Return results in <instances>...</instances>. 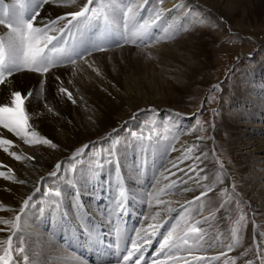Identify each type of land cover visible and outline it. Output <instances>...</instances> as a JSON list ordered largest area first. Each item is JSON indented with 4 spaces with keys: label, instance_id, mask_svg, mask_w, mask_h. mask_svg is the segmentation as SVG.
I'll return each mask as SVG.
<instances>
[{
    "label": "bare ground",
    "instance_id": "1",
    "mask_svg": "<svg viewBox=\"0 0 264 264\" xmlns=\"http://www.w3.org/2000/svg\"><path fill=\"white\" fill-rule=\"evenodd\" d=\"M176 1L162 0L163 7L172 9ZM12 2L13 0H4V3L7 4ZM125 2L128 3V0ZM142 2L143 0H140V3ZM157 2L158 0H151L148 6L151 7ZM167 2L170 3L167 4ZM195 2L202 5L203 9L206 7L209 11L206 13L218 12L222 14L225 21H233L243 10L248 15L264 11V0H180L179 6L168 14L177 15L172 17V20L178 21L179 17H184L186 14L181 9H187ZM61 11L62 9L49 7L43 15L45 17L55 16ZM145 14L147 13L145 12ZM186 18L188 22L192 21L190 17L188 19V15ZM191 26L190 29L195 30V27ZM172 30V23L167 25L164 23L163 27L158 30L161 36L160 42L150 46L154 47L153 50L156 51V58L153 60L143 58L142 52H137L139 48H130L128 45H124L122 50L112 48L102 54H96V62L103 70L101 76H97L86 65L83 66L84 71L75 78L71 77L70 70L65 72L63 80L68 91L72 93L75 103L68 101L66 96L61 98L55 89L49 86L48 101L59 115H49L41 126L44 133L54 142H58L59 148L53 150L45 146H28L22 143L17 146L14 144L12 150L18 154H34L36 159L16 161L0 150V165H4V167H0V171L7 173V167H11L14 169V174L27 179L28 183L32 177L37 178L39 175L46 178L43 181L44 184L57 183L47 177V173L51 171V165L55 164L57 160L62 161L65 168L68 169V174L71 175L68 157L74 147L85 143L86 137H94L101 131L111 129V134H113L116 123H121L125 117L123 114H127L128 105L133 106L134 109L164 106L159 100L144 99L139 104L134 102L138 100H132V92L137 93L140 90L139 80L144 82L148 94L155 88L163 90L166 103L182 102L195 83L202 82L204 87L210 83L211 78L204 75V71H202L210 63L206 42L199 39L193 41L194 39L190 37H187L188 39L182 37L183 39H175L171 42L165 40L163 38L165 31L172 32ZM256 41L260 43L258 39ZM202 57L203 59H201ZM175 62L184 67L181 74H176V76H183L186 79L183 84L173 82L175 74L171 70L169 72L156 68V65L171 66ZM263 67L264 63H259L253 70L244 73L235 80L236 85L230 92L235 93V97L233 94H229L228 104L232 106L238 102L248 106L249 110L242 108V111L238 109L233 113L225 109L219 129L210 131L209 141H198L196 134H188L184 138H179V128L176 126L178 123L181 126L182 123L177 119L169 127V132L163 133L164 137L158 133L160 140L149 151L146 160L143 153L138 155V150L132 147L122 148L120 151L121 167L118 168L115 155L111 158V162L106 158V150L110 147L111 141L104 143L103 151H98L102 157H105L103 166L97 167L95 178L91 183L81 181L80 200L74 201L72 191L65 187L61 206L58 211H54L45 202L43 191L35 192V199L29 206L31 210L28 217L22 218L20 221L23 225L21 234L30 258L38 259L40 264H67V261L82 255L88 264H114L115 259H122V255L126 254L123 249L125 244L131 245V240H120V251L118 252L115 245L117 244L116 234L118 231L112 227V224L115 223V226H119L120 232L132 236L135 235L137 227L149 228V225L160 221L162 223L161 231L153 241V245L148 248L150 252L145 260V264H150L154 258L152 253L159 246V240L163 238L161 233L166 232L170 227V224L166 223L167 220L174 219L179 215L184 202L191 201L192 195L200 191L196 184L188 179L193 175L188 172V166L192 165V160H184L177 168L172 167V164L177 162V158H182L185 147H191L193 144L199 146L198 149L193 150L194 155H200L201 151L207 153V156L201 157L197 163L209 174H214L219 170V165L216 164V153L218 152L220 156L228 150L231 162L224 164L220 161L224 165V187L229 190L232 197H236L231 192V188L235 185V192L239 193V200L244 201L243 207L247 208L246 211L249 213L244 226V246L254 244L252 239L254 235L257 241L263 242L264 237H261V233H264V84L256 80L260 71L264 70ZM164 74L169 78L164 79ZM198 76H201L199 81H197ZM70 79H74V82L68 83ZM252 80L257 82H253L252 85ZM242 116L243 120L239 121L238 117ZM252 121L257 123H252ZM144 135L146 137L156 136L155 133L147 134L145 132ZM5 138H10L14 142L16 140L10 133ZM113 138H115V134H113ZM213 138L217 139L216 145L211 141ZM255 142L258 143V147H256L258 149L254 150L256 152L248 149L249 145ZM244 146L247 151L242 155L240 150ZM133 161L139 164V171L133 170ZM79 164H77L78 167ZM63 171L64 169L61 170V174ZM173 180L176 181V184L169 188L168 185ZM39 182L40 179L34 185L40 186ZM121 182L124 188L123 195L120 193ZM9 188L11 191L8 190ZM32 189L33 187L21 186L1 177L0 203L18 208L22 194ZM147 194L148 197L145 196ZM150 195L155 197L151 199V214H149ZM223 197L226 199L213 198L211 203L206 202L202 209H196L192 213L196 220H200L202 216L208 217V224L201 226L208 229L214 237L222 238L229 234L237 220L232 209L233 202L227 199L228 195ZM159 201L164 203L160 204ZM222 201L227 203V209L220 208ZM78 203L86 206V208H81V212L87 211L95 226L99 225L104 229L106 241H111V247L106 243L107 250L104 247L102 250L78 249L77 253L73 254L65 246V241L69 239V236L68 232L60 226L62 223L60 214L73 213L75 211L74 204ZM120 203L125 205L123 212L119 209ZM40 207L44 208L43 212L40 211ZM168 208H173L175 211L168 213L166 211ZM209 213H212L213 216L209 217ZM0 215L10 217L14 213L0 210ZM7 234L0 232V239L6 238ZM54 245L57 248L54 249ZM59 249H63V251ZM252 253L248 258L259 264V261L255 259V246H253ZM215 254V250L208 253V255ZM234 254L228 253L227 256L231 257ZM158 258L164 259L162 256ZM20 261L23 264L22 257ZM180 264H183V261Z\"/></svg>",
    "mask_w": 264,
    "mask_h": 264
},
{
    "label": "snow or ice",
    "instance_id": "2",
    "mask_svg": "<svg viewBox=\"0 0 264 264\" xmlns=\"http://www.w3.org/2000/svg\"><path fill=\"white\" fill-rule=\"evenodd\" d=\"M151 0H143L142 3H126L125 0H13L11 4L0 0V150L16 161L35 160V155L18 154L12 150L15 145L45 146L56 150L58 142H54L46 133L41 130L42 124L49 115H59L56 109L48 101L49 86L55 89L61 98L75 103L73 95L68 91L63 80V74L69 72L72 78L84 71L86 65L97 76L102 75V68L96 62V54L104 53L112 48L123 49L124 45H135L143 52L148 59H155L150 45L158 44L161 36L159 29L163 27L165 13L176 9L163 7L162 0L150 4ZM51 8H59L62 11L55 16L45 17L43 13ZM182 7V6H181ZM145 12L147 14H145ZM223 20V17H221ZM195 27V24L191 26ZM185 32L189 29H185ZM177 33L165 31L163 38L176 39ZM70 79L68 83H73ZM219 88V85H213ZM211 100L213 97L205 98ZM203 103L201 104V109ZM215 114L216 110H212ZM142 113H153L159 115V109L149 106L147 109H137L130 120H137ZM173 115L178 113L173 112ZM129 121H124L121 129H113V134L104 138L103 143L111 141L107 151V159L117 157L116 165L121 167L120 151L132 147L138 150V155L143 153L145 160L149 151L160 140L158 135L145 136L141 131L139 134L133 129H127L130 133L123 139L119 137V131H123ZM200 121L197 119V126ZM155 127V124H154ZM214 127V125H213ZM204 131L203 126L198 129ZM10 133L16 138L15 142L5 138ZM205 137L197 136L199 141ZM94 141H88L74 147L68 157L71 166V175L65 168L62 161L57 160L51 165V171L47 177L57 181L54 184H44L46 179L40 177L39 185H33V189L22 194L18 208L0 203V210L11 211L14 215L4 217L0 215V232L8 233L6 238L0 239V264H40L36 258H30L25 247L22 236V218H27L30 212V205L35 199V192L43 191L44 200L48 207L58 211L61 206V198L65 195V187H68L73 194V200H80L79 191L81 181L91 183L95 178L97 167L103 166V160L99 152H89L90 146L95 148ZM197 144L185 148L182 158L172 164L177 168L184 160L191 159L192 165L188 166V172L193 173L188 179L200 189L199 195L194 196L191 201H185L181 206L179 215L174 219H168L170 227L166 232L161 233L163 238L159 240V246L152 253L153 259L150 264H254L252 255L255 246V259L259 264H264V254L261 253V242L256 236L252 237L254 244L244 246V226L247 221L245 215H239L234 226L225 237L213 236L208 229L201 225L208 224V217H201L196 220L192 214L196 209H202L204 204L211 203L218 194L222 198L228 195L229 190L224 187V165L219 159L216 164L219 170L214 174L207 173L205 168L200 167L197 161L206 157L207 153L200 152L194 155L193 150L198 149ZM174 150V149H173ZM214 154V151H213ZM87 157V159H85ZM75 161H80L79 167ZM87 165V167H85ZM4 167V165H0ZM134 171H139V164L132 162ZM64 169L63 174L61 170ZM0 177L21 186L28 184L27 179L20 178L14 174V169L7 167V173L0 171ZM173 180L168 185L174 187ZM11 191V189H8ZM123 183L120 185V193L123 195ZM163 191V190H161ZM187 191V189H185ZM231 192L237 197L235 185ZM158 195V194H157ZM149 197V209L151 214V199ZM163 204V201H159ZM39 207V206H38ZM85 207L82 203L74 204L73 213H61V228L68 232L69 239L65 246L76 254L78 249L102 250L107 243L111 247V241H106L103 229L94 227V222L88 216L87 211L81 212ZM221 209H227V203H220ZM121 212L125 210L123 203L119 204ZM43 212L44 208L40 207ZM168 213L175 211L173 208L166 210ZM198 214V213H197ZM213 214L209 213V217ZM78 217V219H77ZM254 223V222H253ZM210 227V226H209ZM162 223L157 221L149 228L137 227L135 235L129 236L118 231L116 234L117 251L119 252L120 240H131V245L125 244L122 259L117 258L114 264H141L146 260L145 253L153 245L154 239L160 233ZM264 237V233H261ZM219 244V247L217 245ZM57 246L54 245V249ZM63 251V249H59ZM215 250V255H208ZM200 253V254H197ZM228 253H235L228 257ZM164 257L160 260L158 257ZM138 257V258H137ZM67 264H88L82 255L67 261Z\"/></svg>",
    "mask_w": 264,
    "mask_h": 264
},
{
    "label": "rangeland",
    "instance_id": "3",
    "mask_svg": "<svg viewBox=\"0 0 264 264\" xmlns=\"http://www.w3.org/2000/svg\"><path fill=\"white\" fill-rule=\"evenodd\" d=\"M136 1L137 3H135ZM179 1L180 0H177L174 4H172L178 7ZM128 2L132 4H139L140 0H128ZM170 2H167V4H169ZM181 11L186 14L184 17H179L180 19L178 21L172 20V17H176L177 15H169L168 13H165L164 23L166 25L172 23V32L178 34L176 40L183 39L182 37H190L191 39H194L193 41L199 39L202 42H206V50L209 56L210 63L202 71H204V75H208L211 78V82L208 83L205 87L202 85V82L195 83V85H193L189 89L188 96L185 97L182 102L166 103L164 102L163 95H165V93L163 90L155 88L151 93L148 94L144 82L142 80H139L138 85H140L141 83V85L139 86L140 90L137 93L132 92V100H138L134 101L136 102V104H139V102L144 99L159 100L162 101V104H164V106H157L159 109V115L153 113H142L139 115L137 120L133 121L130 120V117L134 112L137 111V109H134L133 106L128 105V109H126L127 114H123L125 115V117L122 119L121 123H116V129L119 130L121 129L124 121H129L127 127L123 131H119V137L121 139H123V137L125 136H129L130 138V133L127 131V129H133L137 131L138 134L141 131L147 134L155 133L156 135L160 133L161 136L164 137L163 133L166 134L167 132H169V127L174 124L173 122L179 119L182 123L181 126L180 123H178V126H176V128H179V138H184L188 134H196L198 136L205 137L204 139H201L199 141H209V136L211 134L210 131L213 132V130L219 129L222 114L225 109L228 112L230 111L233 113H235L238 109H240L241 111L243 109L249 110L248 106H246L245 104H240L238 102L230 106L228 104V97L229 94H235L230 92L232 87L236 85L235 80L238 77L242 76L244 73H247L250 70H253L259 63H264V11L257 14L248 15L247 12L243 10L244 12L242 11L241 14L239 16H236L233 21H225L224 16H222V14L218 12L206 13L209 12L207 8L204 7L203 9L202 5L198 4V2H195V4H192L187 9H181ZM186 15H188V19L190 17V19L192 20L191 22H188ZM221 17H223V20H221ZM193 24H195V30L190 29V25ZM185 29H189V31L185 32ZM256 39H258L260 43H258ZM167 40L171 42L175 39L169 38ZM128 46L130 48H137L135 45ZM150 48L152 49L153 55L155 56L156 51L153 50L154 47ZM137 52H141L140 49H138ZM141 56H143V58H145L146 60H153L148 59L143 52ZM201 59H203V57ZM156 68L159 70H168L169 72L171 70L172 72H174L175 77L173 78V82L175 81L178 84H183L186 81L183 76H176V74H181L182 71H184V67L177 62L172 63L171 66L156 65ZM262 70L260 71L261 73L257 75L256 80L264 84V70ZM163 78L166 79L169 77L164 74ZM200 78L201 76H198L197 81H199ZM253 82L255 81L252 80V85ZM213 85H219V88L214 89ZM209 96L213 97V99L206 100L205 98ZM202 103L203 108L201 109ZM147 108L148 106L146 108L139 107L138 109ZM213 109L216 110L215 114L212 111ZM173 112L178 113V115H173ZM243 118V116L238 117V120L242 121ZM197 119L200 121L199 126H197ZM252 123L257 122L252 121ZM194 126H196L197 129L200 126H203L204 131L201 132L199 130H196L194 129ZM111 132V129H107L105 131L99 132L97 135H94V137H86V142L90 140L96 142L95 148L93 149L90 146L89 151L94 150L96 152H102L104 148V143L102 141H104V138L111 134ZM211 141L214 145H216V138H213ZM255 143L250 144V148L248 149H252L251 151L258 149L256 148L258 147V143ZM246 151L247 149L244 146L240 150V153L243 155ZM216 155L217 159H219L224 164H229L231 162V157H228V150H226L223 155L219 156L218 152L216 153ZM74 163L79 164L80 161H75ZM40 177V175L37 178L32 177V179H30V183H28L26 186L33 187L34 183L38 179H40ZM197 195H199V192L192 196L194 197ZM145 196L148 197V194ZM217 198L221 200L226 199V197L221 198L219 194ZM227 199L233 202L232 209L236 214V219H238L239 215L244 214L247 221V216L249 215V213L248 211H246L247 208L243 207L244 201L240 200V203H238L237 197H232L229 192ZM260 242L261 252L264 253V241ZM253 262L255 263L254 260Z\"/></svg>",
    "mask_w": 264,
    "mask_h": 264
}]
</instances>
